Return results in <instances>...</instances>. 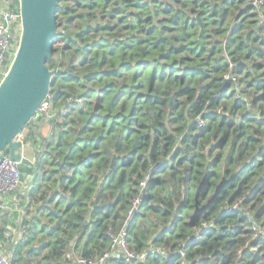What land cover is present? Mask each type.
<instances>
[{
  "label": "trees",
  "instance_id": "obj_1",
  "mask_svg": "<svg viewBox=\"0 0 264 264\" xmlns=\"http://www.w3.org/2000/svg\"><path fill=\"white\" fill-rule=\"evenodd\" d=\"M254 1L59 0L49 94L60 112L82 104L48 124L32 217L4 245L14 264L93 259L125 224L147 258L111 264H264L254 232L264 230V0ZM223 180L191 227L196 202Z\"/></svg>",
  "mask_w": 264,
  "mask_h": 264
},
{
  "label": "water",
  "instance_id": "obj_2",
  "mask_svg": "<svg viewBox=\"0 0 264 264\" xmlns=\"http://www.w3.org/2000/svg\"><path fill=\"white\" fill-rule=\"evenodd\" d=\"M58 5L59 0H19L22 24L19 47L8 73L0 83V153L8 151L13 161L35 173L36 164L23 155L22 134L36 110L46 100L53 75L61 72L48 68L54 39L59 31ZM116 159L115 155L112 166ZM23 176L30 178L27 173ZM225 182L223 180L218 185L214 197L204 206L200 207L196 202L189 222L191 227H195L198 217L218 197Z\"/></svg>",
  "mask_w": 264,
  "mask_h": 264
},
{
  "label": "built area",
  "instance_id": "obj_3",
  "mask_svg": "<svg viewBox=\"0 0 264 264\" xmlns=\"http://www.w3.org/2000/svg\"><path fill=\"white\" fill-rule=\"evenodd\" d=\"M0 83L8 73V70L12 64V61L17 53L19 42L22 33L21 16L19 9V0H0ZM255 6L262 4V0H255ZM253 3V5H254ZM50 93V92H49ZM75 103L82 104L81 99L70 100L66 108L61 112L56 110L52 96L48 94L46 100L36 110L32 116L31 125L38 126L41 123H51L59 115H66L71 107ZM200 125H204L203 120H199ZM23 184V172L21 165L13 161L10 154L7 151L0 153V231L2 228V209L3 201L2 197L11 195L22 187ZM141 200H136L133 204V208L129 213L131 219L132 214L137 211L138 205ZM226 213H230L235 210H243L242 201L236 202L233 205L225 207ZM212 223H202V227L207 229L211 227ZM255 236H264V230L259 229L258 226L254 227ZM129 230L128 225L125 226L115 235L112 236V244L103 255L95 257L93 259H87L84 257H77L74 264H111L112 261H143L147 258L146 253H135L128 242ZM163 254V251L161 252ZM181 256L184 253L181 252ZM0 264H14L10 257L4 250V246L0 239ZM182 264H185L183 262Z\"/></svg>",
  "mask_w": 264,
  "mask_h": 264
},
{
  "label": "crops",
  "instance_id": "obj_4",
  "mask_svg": "<svg viewBox=\"0 0 264 264\" xmlns=\"http://www.w3.org/2000/svg\"><path fill=\"white\" fill-rule=\"evenodd\" d=\"M0 5L3 6L2 3ZM48 126L47 123H41L38 125V129L32 131L26 129V132L22 135L24 142L23 155L33 160L35 164L41 152V146L50 137ZM22 172L23 174L27 173L31 180L23 176L22 187L11 195L2 197V230H4L5 239L2 240V244L4 243L3 246L5 245L6 249L24 237V223L32 217L30 193L37 178V173L27 171L24 167Z\"/></svg>",
  "mask_w": 264,
  "mask_h": 264
},
{
  "label": "rangeland",
  "instance_id": "obj_5",
  "mask_svg": "<svg viewBox=\"0 0 264 264\" xmlns=\"http://www.w3.org/2000/svg\"><path fill=\"white\" fill-rule=\"evenodd\" d=\"M254 5H255V3H254ZM250 97L253 98L252 94L250 95ZM255 113L258 115V111H257L256 109H255ZM47 124L51 125L50 123H47ZM25 132H26V129H25V131L23 132V134H24ZM23 134H22V135H23ZM52 135H53V134H52ZM52 135H51V136H52ZM51 136H50V137H51ZM43 147H44V143H43V145L41 146V149H42Z\"/></svg>",
  "mask_w": 264,
  "mask_h": 264
}]
</instances>
